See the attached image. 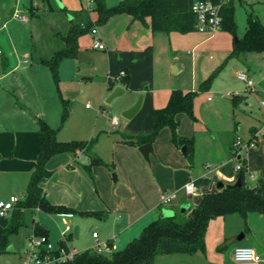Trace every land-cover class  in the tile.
Segmentation results:
<instances>
[{"label": "rangeland", "instance_id": "374dc122", "mask_svg": "<svg viewBox=\"0 0 264 264\" xmlns=\"http://www.w3.org/2000/svg\"><path fill=\"white\" fill-rule=\"evenodd\" d=\"M50 1L39 0L40 5H52V10L47 15L40 14L41 21L34 30L35 39L41 41L45 49L51 45L47 36L56 40L59 49L65 47L62 37L67 36L73 22L79 23L82 19V8L85 21L89 18L87 11L92 13L94 20L98 19L94 3L91 10L89 8V0ZM119 1L106 0V4L111 7ZM233 3L236 33L227 29L214 35L198 30L154 32L144 24L148 16L142 23L114 20L113 17L125 13L98 23L100 35H106L104 39L108 45L115 49L138 47L136 51H139L141 62L133 70L129 68L131 81L128 85L123 83L121 72L125 69L122 70L118 55L107 59L102 53L86 51L94 38L89 32L79 37L85 53H81L78 46L79 56L63 58L59 65V88L70 104L64 123H61V104L32 106L30 114L41 116L56 128L60 140H93V152L103 163L92 165L89 173L84 164L90 162V152L80 157L68 153L71 161L78 158L74 166L58 162L57 157L50 165L56 171L49 180L48 198L73 206L77 211L68 217L66 213L27 210L17 231L8 236V246L12 245L16 252L0 253V264H22L25 250L34 236V220L48 226L49 240L54 245L61 239L63 229H70L66 230L70 233L79 226V237L69 240L71 249L80 252L97 246L104 254H110L115 248L122 249L128 236L123 231L119 233L121 221L133 222L155 199L153 193L162 192V198L166 193L179 191L190 173L202 175L207 164L227 165L222 168V176L211 171L212 184L201 185L198 196L184 202V195H181L172 204L158 207L156 217L164 219L176 213L191 216L192 208L203 194L217 189L220 181L231 184L228 177L236 173L232 162L245 165L247 180L262 177L264 181V139L253 147L240 149L236 156L231 151L236 134L248 141L251 126L264 132V88L258 86V82L264 80V52L254 50L245 52L244 57L231 56L234 43L246 32L250 11L253 10L264 24V0H233ZM58 27L60 34L55 35L52 29ZM174 66H178L179 71H173ZM240 72L254 81L253 89L239 79ZM119 85L124 86V93L106 102ZM175 88L197 92L194 98L196 119L187 113L178 114L177 134L192 140L178 143L173 140L172 129L164 126L152 142L154 152L147 161L139 146L124 142L122 134L150 133L153 109L165 106ZM71 93L76 95L70 98ZM141 96L143 102L139 111L131 119L125 118L123 111ZM113 118H117L118 124ZM33 121L38 128V119ZM39 136L37 129V140ZM13 144L12 135L0 133V199L3 200L11 195L25 196L34 169V158L21 160L20 148H13ZM185 203L189 204L186 209L182 208ZM167 210H170L168 215ZM143 225L144 222L137 224L136 230ZM2 231L0 225V234ZM93 232L99 234L98 239H93ZM112 239L115 240L111 246L107 241ZM237 246H251L264 258V214L230 213L215 217L207 227L205 254H161L155 264H238L233 257Z\"/></svg>", "mask_w": 264, "mask_h": 264}, {"label": "trees", "instance_id": "16d2710c", "mask_svg": "<svg viewBox=\"0 0 264 264\" xmlns=\"http://www.w3.org/2000/svg\"><path fill=\"white\" fill-rule=\"evenodd\" d=\"M195 0H121L115 6L108 7L106 0H93L94 9L98 12V19L92 21L73 22L67 34L66 45L58 50L52 57L42 59L52 72L53 79L59 88V65L63 58L78 57V39L90 32L93 25L106 21L110 16L120 13L131 14L134 18L145 20L148 16L150 27L155 32H181L194 31L197 17L192 10ZM219 1V0H214ZM222 30L227 29L237 32V24L234 17L233 0H227L221 10ZM247 29L242 38L234 43L231 56H240L247 51L264 52V24L254 14L249 12ZM85 24L86 26H82ZM130 76L123 77V83L128 85ZM202 88V85H201ZM197 92L175 88L171 91L168 102L163 107L153 109V130L147 134H122V140L128 144L140 146L147 142H153L159 131L164 126H169L173 131V140L178 143L191 141V138L179 136L177 128L180 124L177 118L179 113H187L196 119L194 114V98ZM63 110L61 123L63 124L69 112V101L61 97ZM39 130L42 141L37 153L36 163L31 172L27 185V192L23 199L16 203L11 211L9 223L0 234V253L6 252L8 236L17 231L24 221L27 210L35 212L41 210L46 213L73 214L77 211L74 207L63 204H55L49 200L43 184L50 179L54 171L47 167L49 160L60 153L78 154L89 153L90 162L85 164L86 170L91 173V166L103 163V160L93 152V140H60L57 137V129L51 126L45 119L38 118ZM186 151L187 148L185 147ZM233 149V148H232ZM193 156H190L192 159ZM240 159V157H239ZM237 172V180L240 183L225 184L215 191L203 194L200 202L192 208V215L181 216L174 214L164 219H157L145 225L140 233L129 240L124 248L114 250L110 254H104L95 246L77 252L73 259L55 261L53 264H155L156 258L161 254L172 253H206V232L210 221L218 216L230 213H241L246 216L250 212L264 214V181L252 183L247 181L245 165H241ZM199 186L209 183L207 177L195 180ZM33 235L45 236L49 239L50 230L43 223L34 220ZM75 237L74 232L68 233L58 242V248L49 250L44 246L41 256L49 254L53 258L61 256L60 248L69 252L68 241ZM109 243V242H108ZM111 245V243H109Z\"/></svg>", "mask_w": 264, "mask_h": 264}, {"label": "crops", "instance_id": "0c3cea01", "mask_svg": "<svg viewBox=\"0 0 264 264\" xmlns=\"http://www.w3.org/2000/svg\"><path fill=\"white\" fill-rule=\"evenodd\" d=\"M41 1L44 2L45 0H41ZM49 2L51 3L50 0ZM51 10H52V5H50L49 7L40 5L39 0H0V130H1L0 133L5 132L9 135H12L14 138L13 148L16 149L20 148V153H21L20 159L27 160L28 158L31 157L34 158V167L36 163L37 153L42 141V134L39 130V124L37 128L33 119L36 118L38 119L41 116L32 113L30 114V110L32 106H59V104H61L62 106V101H61L62 93L60 91V88L57 87L53 79L51 69L45 63L42 62V59L50 58L58 50H60L58 47L59 45L57 44L56 40H52L51 38H49V36H47V39L50 40L51 45L45 49L44 46L42 45V42L37 41L34 35V30L37 26V23L38 22L40 23L41 21L40 14L43 13L47 15L48 13H50L49 11ZM81 11L83 15L80 21H85V9L82 8ZM16 12H18L22 16H26L27 20H22L15 17ZM87 14H88L87 18L89 17L92 21H96L94 20V17L92 16V13L90 11H87ZM116 17H120V18H116ZM116 17H113L114 20H117L121 23H124L125 21H127L128 23L129 21H135V20L138 21V23L143 22V20L134 18L131 14H126V13L120 14ZM149 22L150 19L145 20L144 23L147 29L151 28ZM89 33L94 38V41L92 40L90 41L88 47L86 48V51L102 53L104 55V58L107 59L114 58L116 55H118L119 60L121 62L122 70L125 69L124 72L127 71L126 73L127 75L130 76V81H131V74L129 72V68L133 70L141 62V56H139V51L138 52L136 51L138 47L115 49L116 47L114 48L111 45H108V42L105 41L104 36L106 38V35L103 36L100 35L99 29L97 34H92L91 32ZM54 34L55 35L60 34V32ZM79 40L80 38L78 39V44H79ZM96 40H100L105 45L104 48L101 49L95 47ZM78 46L81 47L80 44ZM79 51L81 53H85V47L84 48L81 47ZM241 57H244L243 54L241 55ZM179 69L180 68L178 66H174L173 71L177 72L179 71ZM121 86L124 88L123 85ZM209 97L210 96L207 97L208 100H210ZM177 118L179 119L180 122V118L178 116ZM37 129L41 134V137L39 136L38 140L36 137ZM256 129L257 128L255 126H251L249 131L250 136L248 137L249 139L251 138L253 132ZM238 135L239 134H236V137ZM231 151L233 152L232 147H231ZM83 153L84 152H79L78 154H74V155L80 157ZM57 157H59L58 162L64 163L66 165L70 164L71 166L72 165L74 166L75 163L79 162L78 158L77 159L74 158V160L71 161V157H69L68 153L56 154L49 160L47 164V167L53 170L54 173L56 170L53 169L50 165ZM88 161H90L89 157H88ZM232 163L234 164L233 167L235 168V162ZM207 165L205 166L204 168L205 172H203L202 175L195 176L190 173L189 178L187 180H184L182 185L184 186V184L189 180H196L197 178L200 177H207L209 183L206 185L210 186V184H212L211 180L213 178L210 176V174L212 172L217 171L218 175L222 176V168L225 167L227 164H225L224 166L223 163H220L217 166L212 164V166L209 168L207 167ZM228 179H229L228 181L229 183L231 184L235 183L237 180V172L235 173V175L228 177ZM259 179L263 180V178L260 177L258 179L254 178L252 181L250 180L247 181L258 182ZM49 180L50 179H48L43 184L46 194H48V186L50 185ZM161 194L162 192L160 191L153 193L155 199H153V201L149 203V206L148 208H146L144 213L140 217L134 219L133 222L129 223L127 221L124 222L121 221L120 223L121 227L119 228L120 230L119 233L123 231L124 235L128 236L126 239V243L129 240H131L133 237L137 236L142 230V228L145 225H147L149 222L160 219V217H156L155 210L158 207L161 208L165 206L161 204ZM181 195H184L183 198L184 202L192 200V198H190L187 194H185L184 191L181 189L176 199H178ZM147 197L148 196L145 194L144 198L146 199ZM23 198L24 196L21 197V199ZM8 199H4V200H8ZM49 200L55 204H62L59 203L58 201L53 200L52 198ZM36 211H41V210H36ZM67 215L68 217H71L70 214ZM149 217L152 218L149 219V221L145 222V220ZM117 220H119V218ZM142 222H144L143 227L136 230L135 228L136 225ZM118 223L119 222H117V224ZM4 229L5 227H3V231ZM66 230H70V229L68 228L63 229L61 231L62 234L61 238H65L66 235H68ZM98 238H99V234L97 238L93 237V239L95 240ZM115 239L108 240L107 242L111 243L112 246L114 244L113 241ZM58 246L59 245L57 243L56 245H54V248L57 249ZM68 246L71 249L70 241H68ZM118 249L119 248H115L112 251ZM22 264H24V257L22 259ZM262 264H264V261L262 262Z\"/></svg>", "mask_w": 264, "mask_h": 264}, {"label": "built area", "instance_id": "2783aa9c", "mask_svg": "<svg viewBox=\"0 0 264 264\" xmlns=\"http://www.w3.org/2000/svg\"><path fill=\"white\" fill-rule=\"evenodd\" d=\"M227 2V0H195L192 5V10L197 17L195 29L209 34H214L219 30H222V15L221 10L223 5ZM93 0H89V8L91 10L93 6ZM15 17L27 20L26 16H22L18 12L15 13ZM82 26H86L82 24ZM92 34L98 33L97 25H93L90 29ZM104 44L100 40H96L95 47L104 48ZM121 75H125V72L122 71ZM239 79L246 82L247 86L250 88L255 87L254 81L249 78V76L245 72H240L238 74ZM211 99V97H209ZM89 106V105H88ZM262 106L264 107V101L262 102ZM113 122L118 124L117 118H113ZM264 139V132L256 129L251 138L248 141L243 140V138L238 135L233 143V155L236 156L240 149L253 147L260 140ZM240 156H238L239 158ZM212 164H208L207 167H211ZM241 168V164H235V169L239 170ZM185 194H187L190 198H194L200 194V186L195 183V180H189L184 184L181 188ZM180 191V190H179ZM166 193L161 198V204L170 205L173 201L178 197V193ZM21 198L16 195H11L8 200H0V217H7L10 211L14 208L17 202H19ZM93 237L97 238L98 233L93 232ZM46 246L49 250H54V245L52 242L47 239L45 236H32L30 243L25 250L24 255V264H53L55 261L65 260V259H73L77 254V250L70 249L69 252L66 253L64 248H60L61 256L53 258L49 254H46L44 257L41 256L42 248ZM100 250V248H99ZM234 260L238 264H262L264 261L263 256L256 251L255 248L251 246H237L233 251Z\"/></svg>", "mask_w": 264, "mask_h": 264}, {"label": "water", "instance_id": "95a60500", "mask_svg": "<svg viewBox=\"0 0 264 264\" xmlns=\"http://www.w3.org/2000/svg\"><path fill=\"white\" fill-rule=\"evenodd\" d=\"M54 33H59L60 32V28H54L52 29ZM64 40H67V36H64L62 37ZM84 79H89L88 77H84ZM258 86H260L261 88H264V80H260L258 82ZM124 88L119 85L117 86L113 92L107 97L106 99V102L110 103L116 96L124 93ZM76 94L75 93H71L69 94L70 98H73ZM142 101H143V98L142 96L138 99V101L133 105L131 106L130 108L126 109L123 111V116L127 119H131L138 111L139 109L141 108V105H142ZM139 150L140 152L142 153V155L144 156V158L149 161L150 160V154L154 152V147H153V143L152 142H147V143H144L142 145L139 146ZM185 150V148H184ZM115 180L117 179L116 176L114 177ZM240 183V179L236 180V182L234 183V185L236 184H239ZM223 185H225L224 182L220 181L218 182V188L222 187ZM189 206V204H184L182 208H187ZM170 213V210H167L166 214L168 215ZM169 216V215H168ZM172 216V215H171ZM9 223V218L7 217H0V224L3 226V227H6ZM74 232V235L76 238H78L79 236V226H76L73 230ZM7 251L8 252H14L15 251V248L12 246V245H9L7 247Z\"/></svg>", "mask_w": 264, "mask_h": 264}]
</instances>
